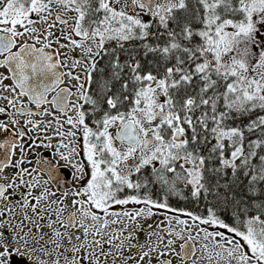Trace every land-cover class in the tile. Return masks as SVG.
Wrapping results in <instances>:
<instances>
[{
  "label": "snow or ice",
  "instance_id": "6c2138e0",
  "mask_svg": "<svg viewBox=\"0 0 264 264\" xmlns=\"http://www.w3.org/2000/svg\"><path fill=\"white\" fill-rule=\"evenodd\" d=\"M0 264H264V0H0Z\"/></svg>",
  "mask_w": 264,
  "mask_h": 264
}]
</instances>
